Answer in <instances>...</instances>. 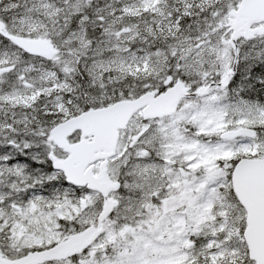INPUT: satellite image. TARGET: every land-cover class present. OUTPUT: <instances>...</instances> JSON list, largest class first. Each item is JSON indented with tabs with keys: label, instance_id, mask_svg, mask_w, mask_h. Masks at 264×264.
I'll return each instance as SVG.
<instances>
[{
	"label": "snow or ice",
	"instance_id": "snow-or-ice-1",
	"mask_svg": "<svg viewBox=\"0 0 264 264\" xmlns=\"http://www.w3.org/2000/svg\"><path fill=\"white\" fill-rule=\"evenodd\" d=\"M0 264H264V0H0Z\"/></svg>",
	"mask_w": 264,
	"mask_h": 264
}]
</instances>
